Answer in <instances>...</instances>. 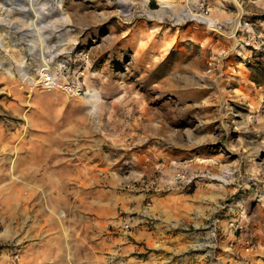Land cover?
I'll return each mask as SVG.
<instances>
[{
	"label": "rangeland",
	"instance_id": "obj_1",
	"mask_svg": "<svg viewBox=\"0 0 264 264\" xmlns=\"http://www.w3.org/2000/svg\"><path fill=\"white\" fill-rule=\"evenodd\" d=\"M173 1L0 0V22H55L76 51H89L90 98L22 95L16 123L34 155L60 145L50 166L66 173L82 164L83 180L102 174L114 182L104 194L141 196L146 210L165 200L176 224L224 234L234 262L258 258L243 250L255 243L264 264V80L252 78V66L264 69V0H237L240 9L233 0ZM178 173L185 180L172 184ZM75 179L73 203L90 198ZM58 211L70 223L77 210ZM122 214L116 219L134 215ZM16 243L4 241L0 253L10 258Z\"/></svg>",
	"mask_w": 264,
	"mask_h": 264
},
{
	"label": "crops",
	"instance_id": "obj_2",
	"mask_svg": "<svg viewBox=\"0 0 264 264\" xmlns=\"http://www.w3.org/2000/svg\"><path fill=\"white\" fill-rule=\"evenodd\" d=\"M11 37L1 33L0 44ZM26 51L15 45L6 55L0 53V245L16 239L19 264H70L71 259L77 262L73 264H235L224 234L217 239L202 228L189 230L176 224L177 211L168 212L171 203L166 210L165 200L157 198L146 210L141 196L121 195L114 187L104 194L99 188L114 182L103 181L102 174L93 182L81 178L87 172L82 164L73 170L67 167L66 173L50 166L58 163L60 145L49 144L35 155L34 147L24 145L15 118L22 112V95L27 96L18 88L14 67L25 64ZM71 176H78L73 181L79 194L90 198L73 203ZM81 181L99 192L86 193L78 187ZM62 208L77 210L72 222L64 221H71L69 214L58 217ZM120 213H134L131 230L121 229L115 217ZM3 250L0 264H11ZM254 255L258 258L253 257L251 264H263Z\"/></svg>",
	"mask_w": 264,
	"mask_h": 264
},
{
	"label": "built area",
	"instance_id": "obj_3",
	"mask_svg": "<svg viewBox=\"0 0 264 264\" xmlns=\"http://www.w3.org/2000/svg\"><path fill=\"white\" fill-rule=\"evenodd\" d=\"M52 1L45 6V10H51ZM32 5V8H31ZM31 12L38 13L32 3L29 5ZM50 7V8H49ZM207 10H202L206 15ZM216 22L215 27L219 28L217 20H206ZM55 22H25L22 28L17 22H0L2 31L0 34L9 33L12 37L0 47V53L6 55L13 46L19 45L24 53L25 64L16 65L18 76V88L24 90L27 97L34 91H58L70 98H90L91 93L86 89V77L88 74L89 51L74 49V45L67 42L63 36V27L54 26ZM54 26V27H53ZM186 175L175 174L172 184H179L185 180ZM121 229L131 230L135 225L131 217L123 216L120 219ZM246 255L257 254L258 246L255 243H248L244 247ZM20 248L13 250L10 260L11 264L19 261ZM250 260L244 257L236 258L235 264H251Z\"/></svg>",
	"mask_w": 264,
	"mask_h": 264
},
{
	"label": "bare ground",
	"instance_id": "obj_4",
	"mask_svg": "<svg viewBox=\"0 0 264 264\" xmlns=\"http://www.w3.org/2000/svg\"><path fill=\"white\" fill-rule=\"evenodd\" d=\"M233 1H235L236 5H237V6L239 7V9H240L241 7H240V4L237 2V0H233ZM160 2H161V3H164V4H162L161 8H167V7H171V6H172L171 3L175 2V1H173V0H160ZM31 8H32V5H31ZM237 22H238V21H237ZM237 22H235L234 25H236ZM208 23H209V26H210V27H209V30L212 31L213 28H211V27L215 26L214 24H215L216 22H208ZM185 133H186V134H189V133H190V130H189V131H186Z\"/></svg>",
	"mask_w": 264,
	"mask_h": 264
},
{
	"label": "trees",
	"instance_id": "obj_5",
	"mask_svg": "<svg viewBox=\"0 0 264 264\" xmlns=\"http://www.w3.org/2000/svg\"><path fill=\"white\" fill-rule=\"evenodd\" d=\"M252 68L254 71V74H252L253 82L259 83L260 81H263L264 80V69H261L260 67H257V66H252ZM257 74L260 75L259 78L258 77L256 78V76H258ZM254 75H256V76H254Z\"/></svg>",
	"mask_w": 264,
	"mask_h": 264
}]
</instances>
